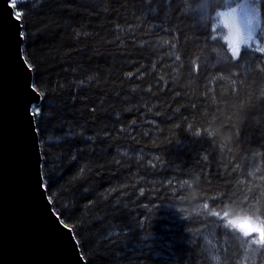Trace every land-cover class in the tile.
<instances>
[{
	"label": "trees",
	"instance_id": "obj_1",
	"mask_svg": "<svg viewBox=\"0 0 264 264\" xmlns=\"http://www.w3.org/2000/svg\"><path fill=\"white\" fill-rule=\"evenodd\" d=\"M150 3L26 0L53 105L41 137L52 194L72 210L87 264H256L211 213L250 214L213 206L229 187L264 191V63L205 69L194 18Z\"/></svg>",
	"mask_w": 264,
	"mask_h": 264
},
{
	"label": "snow or ice",
	"instance_id": "obj_2",
	"mask_svg": "<svg viewBox=\"0 0 264 264\" xmlns=\"http://www.w3.org/2000/svg\"><path fill=\"white\" fill-rule=\"evenodd\" d=\"M149 9L153 14L159 12L165 19L173 11L191 15L194 18V27L197 28L200 40L208 50L206 56L197 57V59H203L205 69L211 68L217 74L236 75L231 72V69H241L249 61H258L257 68L264 63V0H223V2L219 0H151ZM28 17L29 8L26 0H2L0 47L3 46V26L6 24L9 30L15 29L16 61L21 76L24 112L28 117V127L33 133L37 148L36 187L46 204L51 206L50 213L57 222V226L67 232L70 241L78 244L79 225L73 219L72 210L66 204H59L60 198L58 196L54 198L52 194L54 185L51 157L45 151V147H51V145H46L41 137L46 131L44 123L50 118L48 111L53 105L49 84L38 74L37 62L28 50V42L34 38L25 23ZM21 44L24 47H21ZM176 59L179 60L180 56L177 55ZM193 67L197 71L200 70V65L196 64L195 60L190 62V70ZM126 75L131 76L132 73L129 72ZM261 97H264V90L261 91ZM214 134L210 130L205 133L209 137ZM86 139L91 141L93 138L86 137ZM72 159L75 160L76 157L73 156ZM83 173L84 168L81 167L77 175L81 176ZM262 197H264V191H261L260 196L251 190L243 194H234L229 187L219 194L218 199L212 200L213 206L223 204L226 200L238 201L249 210L250 214L237 219L229 218L227 210H223L222 213L213 211L211 215L217 218L214 221L217 226L235 229L239 234L240 246L246 253L252 254L256 264H264ZM203 206L208 208L207 203ZM224 207L226 209L227 205ZM225 234L231 235L228 232Z\"/></svg>",
	"mask_w": 264,
	"mask_h": 264
},
{
	"label": "water",
	"instance_id": "obj_3",
	"mask_svg": "<svg viewBox=\"0 0 264 264\" xmlns=\"http://www.w3.org/2000/svg\"><path fill=\"white\" fill-rule=\"evenodd\" d=\"M3 35L0 47V264H87L79 243L70 241L67 232L57 226L50 213L51 206L37 190V148L24 112L15 29L9 30L5 24Z\"/></svg>",
	"mask_w": 264,
	"mask_h": 264
},
{
	"label": "rangeland",
	"instance_id": "obj_4",
	"mask_svg": "<svg viewBox=\"0 0 264 264\" xmlns=\"http://www.w3.org/2000/svg\"><path fill=\"white\" fill-rule=\"evenodd\" d=\"M194 209H195V210H193V213L198 214V213H200V211L202 210V205L197 204L196 207H195ZM184 210H185V209H182V211H184ZM238 218H240V217H238ZM234 219H237V218H234Z\"/></svg>",
	"mask_w": 264,
	"mask_h": 264
}]
</instances>
